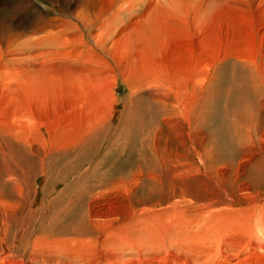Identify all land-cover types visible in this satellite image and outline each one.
<instances>
[{"label": "rangeland", "instance_id": "1", "mask_svg": "<svg viewBox=\"0 0 264 264\" xmlns=\"http://www.w3.org/2000/svg\"><path fill=\"white\" fill-rule=\"evenodd\" d=\"M125 39L131 50L129 58L137 61L133 66L141 62L150 66L142 70L138 67L132 78V89L138 91L146 113V95L154 93V85H172V76L179 78L178 87H168L176 110L155 122L153 147L143 139L146 137L142 138L139 151L146 158L141 165L125 164L111 175L106 169L113 154L101 160L104 166L100 173L106 175L102 181L92 178L90 183L91 188L97 187L96 194L90 197L86 193L87 203L75 207V216L88 213L90 217V222H85L90 229L84 235L89 241L61 250L62 245L55 243L62 242L63 234H49L47 228L52 220L44 203L54 197L48 211L61 207L67 199L66 206L69 195L83 189L65 192L57 203L58 193L95 168L108 145H100L103 135L99 133L96 158L68 173L64 177L67 181L59 184L55 180L65 174L67 165L60 162L51 175L42 176L37 174L39 161L52 156L53 148L71 143L79 146L81 140L92 135L93 131L88 132L92 125L101 131L109 126L115 130L123 123L121 116L130 98L127 75L132 72L124 73L122 79L118 70L123 71L115 69L106 55H111ZM103 48L110 53H104ZM238 60L255 72H264V0H0V145L10 167L16 165L12 156L18 153L27 154L33 161L28 175L17 169L7 174L0 153V186L6 183L0 187V264L93 263L112 238L119 239L120 233L112 235L115 231L108 226L114 220L115 225L124 221V225L129 224L122 239L131 242L134 250L148 240L161 244L162 253L164 247L170 249V254L165 252L167 257L179 251L188 264H264V118L257 117L255 128L251 121L247 127L250 140L225 165L212 161L208 147L205 154L204 149H198L197 133H204V128L192 134L187 126L192 106L214 72ZM105 64L115 69V76L105 70ZM104 74L116 77V85L111 80L101 86L102 80L98 85ZM77 76L82 77L76 80ZM39 80L44 87L56 90L84 91L83 101L91 96L86 111L89 108L93 115L95 110L102 115L95 114L96 120L84 117L87 121H80L79 134L61 135L54 142L47 137L46 125L59 115L55 104L37 108L32 103L20 108L9 101L16 87L28 91L25 85ZM80 82L82 89L77 85ZM24 91L19 97L25 96ZM114 96L118 102H114L112 111ZM99 98L107 104L102 105ZM63 101L66 107V96ZM23 110L27 114L20 118ZM75 116L67 113L65 125L71 126ZM17 124L22 127H11ZM205 137L211 141L210 136ZM111 149L116 151L115 167L132 156L128 153L131 150ZM148 176L154 181L156 201L138 207L134 201L142 198ZM34 211L39 215L32 217ZM28 214L30 218L26 219ZM70 223L72 217L66 221Z\"/></svg>", "mask_w": 264, "mask_h": 264}, {"label": "bare ground", "instance_id": "2", "mask_svg": "<svg viewBox=\"0 0 264 264\" xmlns=\"http://www.w3.org/2000/svg\"><path fill=\"white\" fill-rule=\"evenodd\" d=\"M79 12L77 13L81 15L82 12L80 13ZM71 30L74 31L73 27H71ZM123 32L125 33L126 31L123 30ZM127 41L128 40L125 39L123 40V43L119 42L116 47V50L111 55H106L109 58H111L112 64L114 65V67H116L115 69H121L123 71V73H121L120 70H118L119 76L122 79L125 78L124 73L132 72L131 74L127 75L128 84H129V88L127 89V91L129 93L130 98L127 99L126 103L128 104V106L127 107L124 106L126 108H124L125 111H123V114H122L123 116H121V117H124L123 123L115 130L114 128L109 126L108 128L101 129V131H99V129L96 128L95 125H92L89 128L90 130L88 131V132L93 131L92 135H89L87 138L81 140V144L79 146L75 147V143H71L69 144V146L53 148L51 150L53 153L52 156L48 157L47 159H40L39 161L40 169L38 170L37 174L42 175V176L45 173L49 175L52 172V170L55 169V166H59L60 162H64L67 165L66 171L64 172L65 174L62 173L64 175L57 177L55 180V183L57 182L59 184L61 181H64V182L67 181L64 179V177L67 176L68 173L78 171L83 164L92 162L96 158L97 153H98L97 147L99 146V145L98 146L96 145L98 135L100 134L103 135L102 142L100 145L105 146V147L108 145V147H106L107 149L106 154H104L102 156L103 158H101L96 163V165L94 166L95 168L79 175L75 181H72L71 183L66 184L64 189L60 193H58L59 195L56 194L58 196L57 198V203H58L64 196L65 192L74 190L76 188L84 190V191L78 190L77 192H73L72 194H70L68 197L69 202L67 203L66 206L65 204L67 202V199L61 207H56V209L54 210H51L52 208H50V210L48 211L49 205L52 206L51 204L52 203L54 204L55 199L54 197H53L54 200L51 197L48 198V195L52 191L45 197V200L46 198H48V201H46L44 205H46L45 207H46L47 214L49 215V217H51V220H52L51 226H49L50 228H47V229L49 231V234L51 235L56 232L63 234L62 236H60L61 234L56 235V236H60V239H62V242H60L59 240L55 243V245L57 244L58 246L62 245V247H60L61 250L68 251V250L73 249V247L76 245H80L84 242L89 241V239L85 237L84 235L90 229L85 223V222H88V223L90 222V217L88 213H86L85 216H75L74 215L75 207L79 203H84V204L87 203L85 202L87 199L86 193H89L90 197L96 194L97 187L91 188L90 183H91L92 178H98L99 181H102L106 175L105 172L100 173V168L104 166V164H101V160L106 158V156H110L111 153L113 154V158L111 156L110 164L107 165V169H106L111 173V175L114 170L124 168L125 164L128 166L132 165L134 167L138 166V164L141 165L143 163L142 160L146 158L145 155L141 156L140 151H139L140 150L139 148H142L141 140L147 139V141H149L152 146L153 139H154L153 135H154L155 122L159 120V117L161 115L169 116V114L171 115L175 113V110H176V109L174 110L175 106L173 104V100L175 101V99L173 100L171 99V96H170L171 92L168 89V87L170 86L178 87L179 78L177 76H172L173 77L172 85L168 87H164L161 83L160 85H154L155 83L153 84L154 93H151L152 92L151 91L149 94L146 95L147 96L146 101L148 103V106L146 107H148L149 109L148 113H146L147 108L141 105L140 102L142 101L139 100V95L137 94L138 91L135 92V89H132L133 88L132 78L134 77V72L138 71L139 68H141L142 70L143 68L145 67L149 68L150 66L148 65L147 62L143 64L141 61H140L141 63H139L140 65L137 64L139 66L137 65L133 66V63H136L137 61H135L136 60L134 58L135 56H133L134 58V60L132 59L133 61L131 60L132 56L129 58V56L131 55L130 54L131 50L130 48L128 49ZM103 51L106 54L110 53L109 49H106V48H103ZM123 58L125 59V62H123ZM153 63L154 62H152V65ZM104 66L106 67L105 70L112 72L114 75L115 69H112V67H110L109 64H105ZM253 70L244 61H239V60L237 63L233 62L230 65V67L224 66L220 68L219 70H216L213 74L212 79L206 83L202 91V96L200 97V99H198L193 104L191 112L189 113V115L191 116V120L188 121L187 126L189 127L190 130H192V134L196 133L195 130L199 127L204 128V131H205L204 133H197L198 138H200V141L198 143V149L200 150L204 149V154H205L206 147H208L209 150L208 149L207 150L209 151V153L212 154L213 160L211 156L209 157L217 165H220L221 163L223 164L224 163L227 164L228 162L230 163L233 160L234 156L238 154V152L241 153L240 148H243V146L246 145L247 140H250L248 139L250 136H249V132H248L249 130L247 127L251 126V121L253 120L252 124L254 125H252L251 127L255 128L256 127L255 124L257 122L255 123L254 121H256L257 117L258 119L259 117L264 118L263 116L264 115V112H263L264 111L263 110L264 109V72L258 73L261 70L257 72ZM22 75L21 77H23ZM81 77L82 76H80L79 78ZM77 78L78 76L75 79L77 80ZM99 80L100 81L98 82V85L103 80L102 83H100L101 86L104 81H106L105 83H107V82H110L111 80L112 84H115V85L117 81L116 77L115 79H113V77L107 74L106 76L104 74V78L103 77L99 78ZM63 82L60 85H62ZM80 83L79 84L76 83V84L79 85V87L82 89L83 87H81V85L83 83L81 84ZM92 83L93 81H91V84ZM28 84L25 85L27 86L28 91H24L25 88L24 89L21 88L20 90L18 89V87H16V90L12 91L13 97L12 98L10 97L11 99H9V101H13L10 103L16 104L20 108L30 106L32 103L34 106L36 107L38 106L37 108H41L42 105L48 104V103L55 104L59 109V115H57L56 117H53V119L49 121L46 125L47 137L54 140V142H58L60 140L61 135L70 137V136H74V134H79V129L81 128L80 121H83V122L87 121L84 119V117L93 116V119L96 120V115H98V117L102 115L101 113L96 114L95 111L97 110L94 111L96 115L92 114L93 110L90 113L89 108H88V112L86 111V106H88L87 102L91 98V96L90 98H88V100L83 101L84 97H82L83 94H81V92L84 93V91L80 92L79 91L80 89L79 90L76 89L74 91L72 89L66 90L64 88L61 90L60 89L56 90L58 88L53 89L51 86H47L49 87L47 88V87H44V84H42L40 80L36 83H32L30 85ZM77 85L75 86V88L77 87ZM22 86L24 85H20V87ZM149 86L150 84L147 85V87ZM70 87H73V86H70ZM105 88L107 89V87ZM135 88L137 89V87ZM17 89H18V92H17ZM97 90L98 89H96V91ZM100 90L101 89H99V91ZM20 91L21 92L24 91L25 96L19 97ZM103 92L104 91H102V93L100 94H103ZM10 93L11 92H9V94ZM17 93H18V96H17ZM66 94H68L69 96H67ZM65 96H66V99H68V103L66 107L63 105V102H64L63 99L65 98ZM105 97L108 100V97L107 96ZM113 98L115 99L113 102H111L112 111H113L114 102L116 101L118 102L115 96ZM98 100H100V102L101 101L103 102V103L101 102L102 105L107 104V103L104 104V101L106 100L103 101V99H100V98ZM88 103L90 104V102ZM198 103H200V105H198ZM93 106L94 105H92L91 108H93ZM177 107L179 108L180 104ZM97 108H100V106H98ZM78 111H83V112L78 115L76 113ZM69 112L72 115L74 114L76 115L75 117H73V123L71 126L65 125L64 123L65 115H67V113ZM26 114H27V111L23 110L20 118ZM142 114L143 115L145 114L146 116H142ZM11 127L20 128L22 127V125L17 124ZM228 130L230 131L228 132ZM233 130H234V133L232 132ZM205 136H210L211 141L209 142L208 138ZM143 137H146V138H143ZM112 147H115L116 149L122 150V151L125 149L131 150L128 153H131L132 156L130 155L131 157L127 159L128 162L121 163L119 167H115L114 165H116L115 164L116 151H113L111 149ZM3 151L4 149L2 150L1 145H0V153L3 155L1 159L2 161L5 160V166L8 168L6 169L7 174L9 173L12 174V172H14L16 169L19 170L21 173H24L27 175H28V172L32 171L31 166H32L33 161H32V158H30V156H28L27 154H23V152L18 153L15 156L13 155L12 157L13 159H15V161H12V163L15 162L16 165L13 167H10V165L4 158V154L6 152L3 153ZM74 156L76 157L73 159ZM221 160L222 162H220ZM7 165H9L10 168ZM47 169L49 170V173ZM262 171H264V166L262 167ZM39 175H36V176H39ZM84 176H87V178L86 177L84 178ZM5 184H3L0 187H3ZM144 186L146 190L142 192L143 194L142 198H136V200L134 201V204L137 205L138 207L142 206L145 203H151L152 201H156L154 200L156 197L154 193L155 189H153L154 188L153 178L148 176L146 178V183H144ZM35 193L37 192L35 191ZM44 205H42L41 207H43ZM88 209H89V205H87V210ZM41 210L42 208L39 210V212ZM47 214L45 216H47ZM36 215H39V213L37 214L36 211L31 212L32 217ZM71 217H72V223L66 224V221ZM28 218H30L29 214L26 217V219ZM23 222H25V220ZM124 222L122 224L119 223V225H115V220H114L108 224V226H112L113 231H115V232H112V235L120 233V235L118 236L119 239L112 238L110 242L108 243V245L105 246L101 250V252H99L98 254L99 256L95 260V262L93 263L90 262L89 264H188V263H185L186 259L179 251L169 256L170 257L169 258L165 256V252L167 253L168 251V254H170L169 252L170 249L168 250V248L164 247V252L162 253L160 251L162 245L157 244V242L152 243L153 241L151 242L150 240H149L150 243L147 242L148 240H146V244L143 243V245L141 244L140 249L134 250L133 245L130 244L131 242L126 243L125 240L122 239L125 230H127L129 226V224L124 225ZM120 225L122 226L121 229L122 228L123 229L122 230L116 229V227ZM106 227L103 229V231L106 229ZM91 229H95V228H91ZM28 231H29V228H28ZM138 248H139V245H138ZM150 253L153 254L154 256L152 257ZM163 255H164V258H162Z\"/></svg>", "mask_w": 264, "mask_h": 264}]
</instances>
